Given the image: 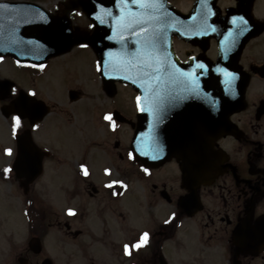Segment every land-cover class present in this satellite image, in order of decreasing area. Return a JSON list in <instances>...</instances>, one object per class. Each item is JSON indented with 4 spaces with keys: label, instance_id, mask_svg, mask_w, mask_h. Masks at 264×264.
<instances>
[{
    "label": "flooded vegetation",
    "instance_id": "af4514ba",
    "mask_svg": "<svg viewBox=\"0 0 264 264\" xmlns=\"http://www.w3.org/2000/svg\"><path fill=\"white\" fill-rule=\"evenodd\" d=\"M192 1L189 13L196 2ZM135 4L142 6L145 0L129 2L125 4L126 9H119L120 6L116 5V9L109 10L105 15L106 27H97L96 22L89 21L88 30H85L91 34L107 32L115 69L128 63L125 57L126 35L131 30H137L136 22L141 20L145 25L152 14L155 19L160 15L155 5L152 9H139ZM236 5L237 0L233 5L221 7L223 22L230 8ZM251 10L252 18L263 26V32L247 42L239 60L247 81L243 107L227 115L222 108L214 106L216 112L204 116L205 122L201 126L205 130L201 144L196 92H186L184 87H167L166 93L159 98L158 92L150 90L147 113L152 126L149 131L151 134L171 128L189 131L193 148H196V152L201 150L204 184L196 186L184 183L182 167L175 157L158 167H148L129 155L132 154V142L141 126V106L137 100L139 93L128 84H118L131 93L128 102L121 103L117 99L120 96L118 90L109 102L102 100L91 107H84L90 117L84 119L78 129H75L71 118L49 122L57 136L53 139L41 134L37 142L43 162L41 178L46 177L43 199L33 192L34 183L26 185V179L18 177L13 171L17 145L11 154L6 149L0 150V159H9V164L0 168V183L14 180L16 188L6 194V199L12 202L27 231L25 242L28 244L20 249L17 263L13 264H41L38 258L44 251L43 241L52 229H58L69 242L77 243L78 247L90 253L118 250L120 243L115 236L118 229L127 236L124 245L135 244L143 233H149L148 242L143 245L148 249L147 259L129 264H167L165 243L178 241L183 245L185 237L193 232L205 248H210V253L222 254L219 264H264V5L254 4ZM66 12L67 8L61 6L54 11L55 14ZM204 39L205 34L199 32L195 36L196 45L186 44L177 38L174 40V45L178 42L192 47L191 51L185 52V58L181 57L183 62H188L191 57L203 64L217 59V41L211 39L207 44ZM213 51L216 57L212 55ZM93 52L97 65L100 58L96 51ZM53 60L46 62L42 68L29 66L28 74L35 88V95H31L50 107V113L38 126L50 114H68L67 110L57 109L44 96L39 85ZM78 79L68 80L70 87L66 95L70 106L79 104L84 98L82 90L75 85ZM208 92H199V96H202L198 99L201 105L199 110L207 109L212 102L213 99L205 97ZM155 94L157 101H154ZM14 96H8L4 103L11 102ZM116 111L127 121H117L114 115ZM108 113L113 115L115 128L104 119ZM44 127L36 126L38 132ZM94 127L98 128L97 132L92 131ZM216 127L224 130L219 137L211 136L212 129ZM161 137L152 134L151 138L156 141ZM81 164L88 167L89 175L83 174ZM145 168L148 172L144 171ZM105 169H110V173ZM55 180L58 182L56 187L52 182ZM112 181H122V184L109 187ZM60 198H63L62 205L58 203ZM69 208L75 210V215L68 214ZM137 211L148 219L143 232L135 237L136 229L132 228L130 221L132 213ZM36 214L40 230L33 228ZM236 237L240 243L235 241ZM37 238L42 244L40 254L32 249ZM46 257L49 256L43 259Z\"/></svg>",
    "mask_w": 264,
    "mask_h": 264
},
{
    "label": "water",
    "instance_id": "95a60500",
    "mask_svg": "<svg viewBox=\"0 0 264 264\" xmlns=\"http://www.w3.org/2000/svg\"><path fill=\"white\" fill-rule=\"evenodd\" d=\"M148 1L151 2V9L155 3L160 15L156 21L154 15L151 19H146V26L141 20L136 22L137 30H131L126 35L128 63L115 71L110 60L111 46L106 37L107 32L90 34L78 27L74 29L66 14L53 16L35 2L0 1V56L13 57L19 63L43 65L56 56L67 54L78 44H89L100 60H103L104 70L109 73L107 76L101 73V77L110 97L116 94L117 82L128 83L140 92L139 103L144 111L141 112L139 121L141 133L136 135L132 145L134 157L147 166H159L176 157L182 167L184 183L199 186L204 184L202 155L201 150L196 152V148H193L189 131L168 129L155 133L162 136L157 144L152 141L149 133L152 124L147 113V100L151 94L149 90L165 94L167 87L187 86L193 91V85L196 89V100L199 99L197 92L200 89L211 91L207 96L209 99L223 100L219 103L210 102L206 110H199L201 105L197 100L201 144L205 130L201 126L202 118L206 114L214 113L212 106L224 107L227 115L243 107L247 81L242 74L239 60L247 42L263 32V26L251 16V8L256 0H238L237 9L228 12L225 22L222 21L221 11L217 6L219 0H196L191 14L181 13L170 0ZM115 2L120 3L123 0H75L71 4L74 8L80 7L87 17L97 22V27L103 28L107 22H102L100 13H106ZM201 31L206 34L205 43L208 44L209 39L215 37L219 44L217 62L210 61L208 68L202 71L193 59L188 64H183L176 56L173 46L176 36L196 45L194 36ZM12 88L11 81L0 80L1 101L9 96ZM2 109L5 117L16 114L20 119H29L31 126L44 120L49 113V107L43 101L29 96L25 91H20ZM115 115L117 120L125 122L126 119L121 114L116 112ZM223 131L222 128H213L211 136L219 137ZM16 139L18 156L14 171L18 177L25 178L28 185L43 174L41 152L33 140L31 129L17 135ZM235 241L240 243L238 237ZM32 249L41 253L40 240L32 245ZM43 264H53V261L46 259Z\"/></svg>",
    "mask_w": 264,
    "mask_h": 264
},
{
    "label": "rangeland",
    "instance_id": "374dc122",
    "mask_svg": "<svg viewBox=\"0 0 264 264\" xmlns=\"http://www.w3.org/2000/svg\"><path fill=\"white\" fill-rule=\"evenodd\" d=\"M2 1V0H1ZM10 1V0H4ZM21 1V0H18ZM23 1H35L51 13H54L57 6H61L64 9L67 8V12H70V16L73 18V23L77 27L84 30H88L89 20L80 9L71 11V2L75 0H23ZM176 7L186 13L192 6V0H174ZM235 0H221L220 7H227L233 5ZM257 6H263L264 0H258ZM69 8V10H68ZM72 12V13H71ZM175 49L178 55L185 58V52L191 51L192 47L184 46L178 42L175 43ZM215 56V51L212 52ZM49 72L45 78H42L39 85H41L42 92L48 100L57 106L59 110H67L68 114H50L48 119L40 126H45L40 132L35 130L34 140L38 142V138L41 134H45L50 138L55 139L57 136L53 129L50 127L49 122L52 120H59L61 118L72 119L75 124V129L90 117L83 108L91 107L92 104H97L99 101H110V98L102 90V82L100 79L99 71L97 70L95 55L93 50L85 48L83 46L76 47L69 55L65 57L56 58L51 61ZM73 76V78H71ZM68 76V77H66ZM0 77L4 79H10L14 82L16 87L12 93L18 91L19 88L25 89L28 92H32L34 88L33 80L31 76L17 64L12 58H3L0 60ZM80 80H79V79ZM75 79L77 82V89H81L84 98L79 104L70 106L67 103L66 90L69 84L68 80ZM37 87V86H36ZM38 88V87H37ZM120 96L117 98L121 103L128 102L131 93L127 88L118 86ZM37 94L40 93L37 91ZM46 98V99H47ZM4 102H0V108ZM88 121V120H87ZM85 121V122H87ZM16 121L11 118L9 120L4 119L0 109V150L13 149L15 147L14 131L12 126ZM12 123V124H11ZM37 131V132H36ZM92 131L97 132L98 128H93ZM0 151V154H2ZM9 164V159H0V168L6 167ZM46 177L39 178L34 183L33 192L43 199L42 192L44 190V182ZM54 186L58 185L57 180L52 181ZM16 188L15 182L9 181L5 184L0 183V264H13L17 263V255L20 253V249L26 246L25 242L27 231H25L24 224L16 211L12 202L6 199V194ZM58 203L62 205L63 198L58 200ZM14 210V211H13ZM136 211V208L134 209ZM11 213V214H10ZM15 213V214H14ZM4 216H6L4 219ZM12 218H11V217ZM148 217L141 212H133L131 216L130 224L135 230L134 236L143 232L144 226L147 225L146 220ZM16 227V228H15ZM19 233L18 232V229ZM116 239L118 240L119 249L110 250L108 252H85L81 247H78L77 243L72 244L69 240L61 234L58 229H52L50 234L43 241V253L38 258L40 263L43 262L45 256H49L55 261V264H129L131 262H142L147 259L148 249L144 246L140 248H133L131 254L125 251V243L127 236L120 230L115 231ZM183 245L178 241H168L165 243L164 256L167 264H219L222 262V254L210 253V248H205L201 243L197 234L193 232L186 238ZM121 242H123L121 244Z\"/></svg>",
    "mask_w": 264,
    "mask_h": 264
},
{
    "label": "snow or ice",
    "instance_id": "6c2138e0",
    "mask_svg": "<svg viewBox=\"0 0 264 264\" xmlns=\"http://www.w3.org/2000/svg\"><path fill=\"white\" fill-rule=\"evenodd\" d=\"M123 2H124L125 4H127V3H129V2H131V3H137L138 0H123ZM0 7H2V6H0ZM241 21L243 22V18H242V17H241ZM245 23H246V22H245ZM141 31H143V29H141ZM82 46L87 47V45H82ZM109 55H111V53H109ZM2 59H3V57L0 56V60H2ZM146 66H150V65H146ZM39 67L42 68V67H44V66H43V65H39ZM200 67L203 68L204 65H200ZM97 70L101 71L102 75L107 76V75L109 74L108 72H106V71L104 70L103 60L97 61ZM113 71H115V68H113ZM194 82H195V81H194ZM32 95H35V93L33 92ZM137 100H140V97H137ZM140 110H141V111H144L143 108H141ZM104 119L107 120V121H109V122L111 123V125H112L113 128L116 127L115 121H114V119H113V115H112L111 113L106 114V115L104 116ZM15 121H16V126L18 127V126L20 125V117H19V116L15 117ZM37 127H38V125H37ZM6 151H7L9 154H11V151H12V150H11V149H7ZM129 155L131 156L132 154L129 153ZM80 168L83 170V174H84L85 176L89 175V169H88V167H87L85 164H81V165H80ZM6 171H7V170H6ZM105 171L110 173V169H105ZM144 171H145V172H148V169L145 168ZM118 183H119V184H122V181H112L111 184L109 185V187H112L113 185L118 184ZM125 187H126V185H125ZM67 211H68V214H69V215H75V210H74V209L69 208ZM173 215H175V214L173 213ZM148 237H149V233H147V232L143 233L141 239L138 240L135 244H132V245H125V246H124V247H125V251H126L128 254H131V250H132V248H137V249H138V248H140L141 246L145 245V244L148 242Z\"/></svg>",
    "mask_w": 264,
    "mask_h": 264
},
{
    "label": "trees",
    "instance_id": "16d2710c",
    "mask_svg": "<svg viewBox=\"0 0 264 264\" xmlns=\"http://www.w3.org/2000/svg\"><path fill=\"white\" fill-rule=\"evenodd\" d=\"M41 226L38 224V222L36 221L35 222V225H34V228H35V230H40L41 228H40Z\"/></svg>",
    "mask_w": 264,
    "mask_h": 264
}]
</instances>
